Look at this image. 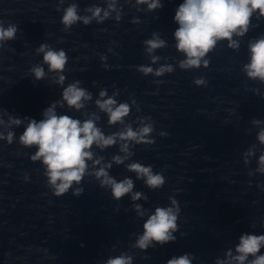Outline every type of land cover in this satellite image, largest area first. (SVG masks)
Here are the masks:
<instances>
[{
    "label": "clouds",
    "instance_id": "clouds-1",
    "mask_svg": "<svg viewBox=\"0 0 264 264\" xmlns=\"http://www.w3.org/2000/svg\"><path fill=\"white\" fill-rule=\"evenodd\" d=\"M106 7L92 5L85 8L90 15H80L78 5L73 2L63 9L61 23L63 31H68L78 22L89 25L93 20L98 24L112 18V13H116L115 19H121L122 7L118 9V0H105ZM137 5H146L147 11H155L163 7L161 0H135ZM63 4V0H59ZM60 7H57V11ZM264 18V0H183L175 10L174 22L178 25L173 36L175 48L183 54V59L178 61V66L182 70L207 68L209 53L213 52L217 44L227 41V46L238 49L240 44L234 37H244L251 27V20ZM138 19H133L132 23H138ZM18 27L0 20V49L8 41L15 40ZM62 42V41H61ZM144 50L150 57L149 65H140L137 71L143 75H153L161 77L164 74L172 73V64H162L159 67H152L160 57L153 53L160 48L167 46L166 41L161 39L157 33L143 41ZM37 54H42V62L33 65L29 72L36 81L46 77L43 65H47L48 72L56 74L55 83L62 86L61 100L51 103L42 112L43 118L39 121L30 117H14L9 115L7 121L3 115L6 109L0 108V128L7 125V131H0V141L12 144L16 139L14 128L20 127L24 120H27L24 131L19 135L18 142L25 148H35L36 151L30 156L32 162L39 161L44 169L47 179V186L57 197L63 196L72 190L73 195L79 196L83 193L80 187L85 176L92 175L99 181L101 188L109 189L111 197L120 201L126 195H130L132 201L140 199L147 200V196L140 191H133L134 180L125 177L117 180L109 174L112 163L123 164L126 159L134 155L130 146L144 144L152 145L155 141L151 138L154 132V124L150 118L138 117L134 122H127V117L131 113L132 105L136 104L133 99L128 102H118L116 97L119 90L108 95L106 89L99 91L95 106L105 113L108 124L120 125L118 131L105 134L97 121L100 117L96 113H91L86 119L74 118L67 114H57V106L63 108L65 105L69 109L77 112L85 108L86 102L92 100V93L81 86L79 80L64 86L66 76L63 74L68 63L67 53L63 49H54L47 43H42L36 49ZM249 62L244 65L248 78L259 80L264 83V36H260L248 43ZM101 60L105 57L102 55ZM107 67V65H105ZM160 83V81H157ZM197 86H203L206 81L203 78L194 80ZM95 86V82H93ZM137 110H139L137 108ZM133 123L137 126L134 128ZM251 123L259 126L262 122L253 119ZM161 136L166 135L164 132ZM256 139L261 146H264V128L257 132ZM119 151L124 153L114 155L111 163L101 165L103 157L94 159L93 147L101 150L117 145ZM247 165L250 160L247 157L255 156V145L250 146L242 154ZM88 161H92L93 171L89 172ZM129 172L136 174L137 180H143L150 190H157L165 184V177L162 173L153 171L152 166H145L140 162L133 161L126 165ZM256 173L264 174V147L257 159ZM252 174V173H250ZM27 179V177L25 178ZM169 206H157L153 211L143 208L140 204H134L137 216L147 217L142 224V233L136 235L133 247L146 251L149 247L174 243L175 233L178 231V218L180 208L175 198L169 197ZM264 234L244 233L239 237V244L235 247L236 255L232 251L226 253L228 264H264ZM251 257V259H249ZM195 257L191 253H183L166 260L165 264H193ZM104 264H133V257L127 253L109 257ZM217 264H225L224 261H217Z\"/></svg>",
    "mask_w": 264,
    "mask_h": 264
}]
</instances>
